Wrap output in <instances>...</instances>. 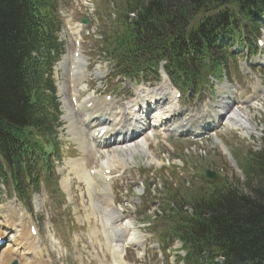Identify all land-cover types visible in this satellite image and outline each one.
<instances>
[{"label": "trees", "instance_id": "trees-1", "mask_svg": "<svg viewBox=\"0 0 264 264\" xmlns=\"http://www.w3.org/2000/svg\"><path fill=\"white\" fill-rule=\"evenodd\" d=\"M61 1L0 0V183L25 202L43 188L58 193ZM98 11L94 41L116 77L159 81L164 63L174 86L201 92L229 75L233 48L260 33L264 0H103ZM240 168L242 189L222 178L201 195L168 189L155 215L182 243L185 264H264V148Z\"/></svg>", "mask_w": 264, "mask_h": 264}, {"label": "rangeland", "instance_id": "rangeland-1", "mask_svg": "<svg viewBox=\"0 0 264 264\" xmlns=\"http://www.w3.org/2000/svg\"><path fill=\"white\" fill-rule=\"evenodd\" d=\"M101 2L102 0H63L60 2L64 26L70 24L72 27V34L64 29L60 32V45L62 47L59 63L55 67L58 98L63 117L68 114L66 108L68 106L70 110L72 108L69 93L72 88H70L67 69L68 64L72 61L76 38H82V57L85 67L83 84L81 86L79 84L80 87H78L80 97L95 96L101 100V95H104L107 86L117 89L123 95L133 94L134 96L137 94V90L148 88H136L134 83L130 81L122 82L111 76L108 62L105 58H102L104 56L100 55V48L92 41V37H95L92 30L94 29L95 31L98 22L101 25L100 18L96 16L94 11V4H97L98 9ZM83 18L90 20L88 26L81 24ZM110 18L111 15L105 17L107 21H110ZM261 37L264 41V30ZM236 54L239 57L242 75L234 69L232 81L223 80L220 83H213L216 84L215 94L207 92L202 96L198 93H189L187 95L184 93L183 100L178 104L176 100L173 101L175 89L169 82L163 80L159 85L152 88L149 87L152 89L150 92L154 93L155 96L160 93L167 94V100L163 101L161 105L162 110L170 109L173 104L177 106V118L174 117L173 119L176 118V120L172 123L178 126L185 119L191 118L192 112H196L200 116V120H194L196 127L201 126V123L212 122L218 111L221 112V109H219L220 102L224 101L225 96L227 98L229 96L232 97L231 93L233 92L234 101L231 103L232 106L235 108L245 104L244 109H248L249 119L259 135L245 138L239 132L228 129L223 125L219 126L220 130L213 129L209 133H206L204 137L201 136L195 143L189 141L187 137L177 135L178 131H176L177 133L171 132L170 136L165 138L157 137L154 142L150 141V143L149 140L155 138H150L149 133L151 131L145 132L147 134L144 133L145 135L138 139L139 141L144 138L143 140L147 142L148 145L145 150L147 152L142 151L132 157H124L126 159H121L119 163L116 162L117 167H123L124 165L127 166L128 160L129 166L118 168V171L123 169L124 174L123 178L116 185V188H114V191L115 189L118 190L115 206L118 207V204H120L127 211L122 227L127 222L133 226L131 222H134V227L138 230L137 232L140 237L146 239V255L142 256V258H140L141 255L138 254L136 249H125L126 259L132 264H178L177 260L179 256H184L179 242L176 241L173 245L170 243L164 245L161 243L159 236L156 235L153 224L149 228V220L153 218L155 209L154 205L160 207L165 197L166 188L173 185L179 192H183L192 190L196 186H204L206 184L205 180H208L205 177V172L208 170L219 174V177L228 179L229 183L242 189L245 177L241 170L238 171L233 166L228 155L223 152L221 147L214 142L215 135L223 142L232 157L239 163L242 160L244 161L250 152L264 148V49L260 50L255 44H250L240 50L236 49ZM257 98L259 99L257 107H254L252 103H247L250 99ZM208 100L211 103H208ZM77 120L79 119L77 118ZM142 122L146 123L144 120ZM150 122L154 123L152 120ZM62 123L63 128L60 136L64 140V144L62 145L64 154L62 162L60 165H57V175L61 184L66 181L68 182V186H71L68 193H64L66 204L58 212L54 211L49 199L45 195L34 196L32 217L35 219L40 231L39 233L41 234V236L39 234L37 240L42 239L43 246L46 247L47 251L45 254H39L42 257L40 260L30 255L28 257V264H42V261L48 259L53 264H112L108 253H106L107 256L102 255L103 251L99 243L101 236L98 235V241L93 240V242L89 236L90 231L95 230L97 233L101 222L98 224L93 222L91 226H85L87 216L100 219L98 215L99 210L92 215L94 213V209L92 208L89 216L87 208L91 200L96 202L93 194L98 192L94 188L92 193L90 192L92 195H89L86 185L72 174L70 168L67 167L72 160L83 159L86 163L85 166L90 170V168L95 166L97 154L91 149L89 151L87 148L80 149L74 141L75 136L69 132L70 128L67 129L66 124L69 123L64 122V119H62ZM172 133L176 134L172 135ZM148 135L149 138H147ZM141 148L144 147L141 146ZM132 158L134 161H131ZM120 163L122 164L120 165ZM100 166L101 164L98 161L95 169L100 168ZM117 167L113 168L109 165V168L112 171L114 170V172L117 170ZM96 179L101 181V177H97ZM196 190L201 191L200 195L203 194V189L197 187ZM97 203L99 204L98 200ZM102 203L106 204L107 201ZM7 210L16 212L18 219L20 217L24 220L28 218L27 211L15 198L12 190L0 184V229L2 230L6 228L4 215H6L5 212ZM10 212L8 215L10 214L11 216ZM56 215L58 220L54 224L51 219H55ZM126 219L128 220L126 221ZM157 223L160 224V221H157ZM11 225L12 222L9 226ZM99 231L101 232V230ZM6 232L8 234V231ZM13 235L14 231L9 238V244L11 245H14L11 238ZM12 247L10 246V248ZM92 249L100 251L96 260L90 257V250ZM30 253L33 255L32 252ZM27 254L29 255V253Z\"/></svg>", "mask_w": 264, "mask_h": 264}, {"label": "bare ground", "instance_id": "bare-ground-1", "mask_svg": "<svg viewBox=\"0 0 264 264\" xmlns=\"http://www.w3.org/2000/svg\"><path fill=\"white\" fill-rule=\"evenodd\" d=\"M75 63H76V66L72 70L74 74L73 83H75L77 87H80L84 81V68H85L84 59L80 57L78 60H76ZM67 71H69V64H68ZM73 93H75V95L78 97L77 91H74ZM232 93H231L232 97L226 98L225 102L221 104L220 120H218L217 118L214 119L213 123H211L210 126H208V129L210 127L212 129L218 121L220 125H225L228 129H232V130L239 132L245 138H251L253 135H259L257 134L258 132L255 126L251 123L249 119V116L247 113L248 109H244V104L241 107L237 106L234 108L232 106L231 103L234 101ZM166 95L160 94L159 96H154L152 94L151 95L149 94V97L151 96V101L153 105L155 104L156 106V104H160V102L162 103L164 100H167ZM138 102L139 100L135 101L136 103L135 106H138L140 103L146 106L145 102L143 103L142 101L140 103ZM88 103L93 104L91 108H88L87 106ZM253 105L256 106L257 104L253 103ZM135 106H132L131 113H132V109ZM77 107H78V114H76L74 107L71 108L70 110L68 106L66 108L68 114L64 115L65 117H63V119H64V122L69 123V124H66L67 129L70 128L69 132L75 136L74 141L80 147V149L87 148L88 151L91 149L92 151L96 152L95 154H97L98 161L101 164L100 168L96 169L98 170L97 177H101V181H98L96 179L97 177L95 178L91 177L92 175L90 173V170H88L87 167L85 166L86 163L83 159L72 160L71 162H69V165L67 167L70 168L72 174H74L81 182H83L86 185V190L89 195H92L91 193H92V190H94V188L97 190L99 194H101L99 195L98 202H99L100 209L103 212L102 217L100 216V222H101L100 225L103 226V228L101 232L99 230L97 231V233L95 230L94 232L96 233V236L102 235L105 238V243L109 249V253L110 255L112 254L117 259L118 264H129L124 259V255H125L124 251L126 249V245L134 246L138 249L143 248L144 250V245L142 244V238L140 237V235L138 234L135 228H133V230L129 229L132 227V224H129V222L125 223L126 225L125 227L118 226L119 223L123 224V221L125 218L120 216L114 210L113 208L114 203H113L112 198L108 199L110 189L108 188L109 186L106 185L105 182H103L102 171L106 168H109V165H111L113 168H116L117 167L116 162L119 163L121 159L125 160L124 157H132L136 153H140L142 151L147 152L145 150L148 144L146 141L143 140L144 138L138 141V139L142 138V136L144 135L145 132H147V130L145 128L141 129V127L138 124V121L137 123L134 122V118L137 117V114L132 113L133 115L132 123L129 124L128 131H130L131 128H134V127H136L137 129V132L134 134L132 138H128L126 134H121L120 132H118L107 143L95 142V140H93L92 137L89 136L90 131H93L91 134L94 135L96 132H100L103 129L112 127L106 121L107 115L104 113L105 111H103L102 109L98 110L99 107L105 108V103L100 104L91 98H89V100L87 99L80 100L78 97ZM161 110L162 109L160 108V112H162V114L158 113L156 115V119L154 123L152 124V126L157 130H160V127H158L159 123L164 119V116L162 115L167 114L168 118H170L171 121L173 120L174 117H176V114L174 115V112H175L174 110H171V109L169 111H161ZM224 113L225 115H222ZM77 118L79 120H77ZM171 121L169 123H172ZM169 128H171L172 132L178 131V133L176 132L177 134L182 132L181 131L182 127L178 125H174L173 123L169 125ZM201 130H204V129H199L198 132H200ZM155 136H156V133L153 132L150 135V138H154ZM141 146H143L144 148H141ZM96 182H98V184ZM70 186H68V182L66 181H64V183L61 184V188L65 192V194L68 193ZM107 192H108V195H107ZM98 193H95V194H98ZM91 197L93 198V196ZM104 201H107V203L106 204L102 203ZM93 209H94L93 210L94 213H92V215L98 212V209L95 208L94 205H93ZM100 214L101 212L98 213V215ZM105 216L106 218L104 219ZM11 222H12V225L9 226ZM7 224H8V228H10L11 230L18 229V228L20 229L18 230L19 235L14 240L15 247L17 248L14 249L15 247H12V248H9L5 252L4 255H8V258L2 264H11L13 261H17L19 262V264H28L29 260L27 257L28 255L27 253H30V252H32L33 255L35 254V256L37 255L39 256L40 253L38 254L39 246L37 243V238H39L40 233L38 232L37 237H33L30 233V227L27 224V222H21L20 220L19 221L17 220L16 212H14L11 216L10 214L8 215ZM105 225L113 226L112 227V231L114 235L113 238L110 235V232L107 231ZM3 235H8V234L5 231ZM120 238H125V242H124L125 245L122 244L121 240H119ZM102 240L103 239H100L101 244H102Z\"/></svg>", "mask_w": 264, "mask_h": 264}, {"label": "water", "instance_id": "water-1", "mask_svg": "<svg viewBox=\"0 0 264 264\" xmlns=\"http://www.w3.org/2000/svg\"><path fill=\"white\" fill-rule=\"evenodd\" d=\"M82 23H87V21L84 19V20H82ZM232 162L234 163L233 160H232ZM215 176H216L215 174H210L209 172H207V177H208V178L212 179V178H214Z\"/></svg>", "mask_w": 264, "mask_h": 264}]
</instances>
